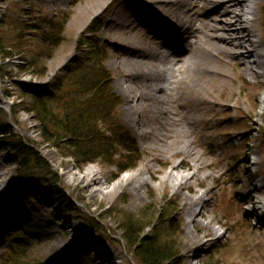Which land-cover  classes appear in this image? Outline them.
Listing matches in <instances>:
<instances>
[{
    "label": "rangeland",
    "instance_id": "obj_1",
    "mask_svg": "<svg viewBox=\"0 0 264 264\" xmlns=\"http://www.w3.org/2000/svg\"><path fill=\"white\" fill-rule=\"evenodd\" d=\"M110 2L0 0V112L3 114V117L0 114V133H4V125L10 132L6 137L0 135V159L7 161L1 169L11 177L12 185L7 191L9 196L0 201V259L14 264L9 249L11 243H17L22 248L19 264H90L79 247L71 246L67 253L62 252L63 238L58 234H50L46 228L39 229L36 225L24 227L11 221L17 219L23 223L27 216L40 213L42 222L55 230L64 222H68L67 227L76 228L77 232L72 233L69 240L79 238L91 242L94 247L99 244V252L106 251L108 255L119 252L128 264H139L125 245L116 223L120 224L122 213L134 215L145 223L154 213L160 212L169 216L168 233L178 254L175 264H264V73L259 77L241 75L238 66L230 62L226 70L230 77L223 82V87L216 78L207 90L197 83L191 93L181 84L186 108L197 107L201 119L195 140L187 137L192 130L181 128L174 129L176 139L169 140L168 145L142 138L140 132L144 127L138 129L127 120L123 91L131 84L124 76L130 67L126 59L130 55L125 54V47L145 41L146 24L133 15L125 18L124 9L141 8L140 5L149 10L155 7L144 0H121L111 8ZM261 4L262 0H257L254 29L258 40L262 41L258 52L264 61ZM113 18L117 25L112 23ZM49 22L65 23L54 49L42 47L41 43L43 34L39 28ZM95 24L98 25L95 40L100 42L104 54L103 66L111 73L112 93L121 102L115 111L116 123L124 128L142 153V159L137 160L133 168L122 172L115 165L103 164V158L79 166L72 159L62 157L57 149L42 142L39 124L34 114L28 112L30 96L47 88L80 61L78 40ZM180 46L188 48L186 43ZM5 47L11 48L6 60ZM202 55L209 58L208 54ZM164 81H161L163 87L166 86ZM198 94L201 97H196ZM205 99L213 100V105L205 104ZM133 117L138 119V114ZM141 117L145 122L144 114ZM15 139L31 145L39 155L47 168L44 178L32 176L21 180L25 175L19 170V162L12 152L11 141ZM117 150L115 160L123 162L126 152L119 147ZM175 152L177 154L173 155ZM195 153L199 162L192 159ZM185 156L189 158L186 157L173 174H182L187 180H174L171 186L161 182L171 166L181 163ZM92 165L104 178L103 189L108 196L90 199L84 185L70 174L81 175ZM194 165L198 171L192 178ZM140 166L145 167L139 176L145 187L139 191L131 186L113 187ZM182 183L185 185H178ZM205 190L208 200L203 210L205 216L198 217V222L191 225L185 198H197ZM41 194L45 195V200ZM253 207L256 210L252 213ZM91 218L98 224V234L103 238L95 229L86 227ZM208 222L209 227L216 230L214 234L209 235L208 230L202 228V224ZM190 231H199L205 244H193Z\"/></svg>",
    "mask_w": 264,
    "mask_h": 264
},
{
    "label": "bare ground",
    "instance_id": "obj_2",
    "mask_svg": "<svg viewBox=\"0 0 264 264\" xmlns=\"http://www.w3.org/2000/svg\"><path fill=\"white\" fill-rule=\"evenodd\" d=\"M110 1L109 4L112 8L119 5L121 0ZM130 1L136 2V0ZM144 1L155 8L149 10L140 5L141 8L124 9L126 12L134 11L133 17L146 24L145 41L130 43V46L125 47V54L130 55V58H126L130 67L125 71L124 76L130 80L131 84L127 85L123 91L126 97L124 112H126L127 120L130 123L136 125L138 129L144 127V131L140 132L142 138H152L158 143L163 142L168 145L169 140L175 141L174 139H176V136H173L174 129L181 128V130H192L187 137L195 140L196 129L201 119L198 116L197 107L191 110L186 108V102L182 100L183 92H180L181 87L179 86L183 84L182 86L190 90L191 93L192 87L201 83L202 88L207 90L214 84L216 78L217 82H222L220 87H223V82H226L230 77L226 72L230 62H234L238 66L241 75L249 74L259 77L264 73V61L258 52L262 41L258 40L254 29L258 15L255 7L257 0ZM261 5L264 32V0ZM126 12L124 13L125 18L128 17ZM112 23L117 25L114 18ZM133 29H130V32H133ZM181 43H186L188 48L183 49L180 46ZM201 54H208L209 58L203 57ZM186 55L188 56L186 57ZM198 60L199 64H197ZM220 60L223 63H219ZM171 61L173 64L170 63ZM180 63L182 66L176 67ZM261 70L262 73H260ZM162 79L166 81L164 87L161 86ZM198 96L200 94L196 95V97ZM205 101V104L213 105V100L205 99ZM134 114H138V119L133 117ZM142 114L146 117L145 122L141 117ZM139 153L140 161L142 159L140 150ZM182 154L180 153V155ZM194 155L195 157L193 156L192 159L199 162L200 158L196 153ZM186 157L189 158L185 156L181 163L176 166L172 165L171 171L166 174V179L160 181L165 182L167 186H171L174 180L186 181L187 178L184 175L173 174L177 168L183 165ZM6 164L7 161L1 158L0 201L9 196L7 191L12 188L11 177L1 169ZM144 168V166L136 168L134 173L124 176L113 187L131 186L133 190L139 191L140 188L146 186L139 177ZM192 170L194 172L191 177L194 178L198 171L196 165L192 167ZM70 174L75 181L84 185V190L90 199L98 195L108 196V192L103 189L104 178L93 165L85 168L81 175ZM30 191L34 193L33 190ZM41 196L43 200L46 199L45 195L41 194ZM206 197L205 190L202 194H198L197 198H185L188 208L187 217L191 225L198 222V217L204 218L203 210L208 201ZM255 207L252 208V213L255 212ZM42 218L43 216L37 213L27 216L23 223L17 219L11 221L14 224H23L24 227L36 225L39 229L46 228L50 234H58L63 238L64 246L60 248L62 252L67 253L71 246L79 247L90 264H128L119 252L108 255L106 251L99 252L97 248L100 247L97 245L94 247L91 242L79 238L69 240L70 235L77 232V229L71 226L67 227L68 222L60 224L59 230H55L51 225L43 223ZM209 224L210 222L202 224V228H206L211 235L216 230H212ZM189 235L193 244L201 246L205 244L199 231H190ZM57 236L54 242L55 247L58 242Z\"/></svg>",
    "mask_w": 264,
    "mask_h": 264
},
{
    "label": "trees",
    "instance_id": "obj_3",
    "mask_svg": "<svg viewBox=\"0 0 264 264\" xmlns=\"http://www.w3.org/2000/svg\"><path fill=\"white\" fill-rule=\"evenodd\" d=\"M64 24L49 22L39 28L43 34L42 47H57ZM96 26L98 25L95 24L90 32L82 34L78 40V52L82 55L80 61L55 78L47 88L30 96L27 99L30 107L28 112L34 114L39 124L42 142L57 149L62 157L72 159L79 166L103 158V164L115 165L122 172L135 166L140 153L135 141L116 123L115 111L121 102L112 93V76L103 66L102 47L95 40ZM9 50L11 48H4L5 60L9 59ZM0 114L3 117L1 112ZM3 127L4 133L0 135H10L8 126ZM11 144L12 152L19 162V170L26 176L21 180L32 176L44 178L42 176L47 173L46 165L31 145L18 139L12 140ZM117 146L126 152L123 162L119 163L115 160ZM122 214L124 216L120 224H116L122 232L125 245L139 264L176 263L178 254L168 233V215L154 213L143 223L134 215ZM86 227L99 233V226L92 218ZM21 251L22 248L17 243L10 244V258L14 264H19ZM0 260L4 261L0 264H6L5 260Z\"/></svg>",
    "mask_w": 264,
    "mask_h": 264
}]
</instances>
